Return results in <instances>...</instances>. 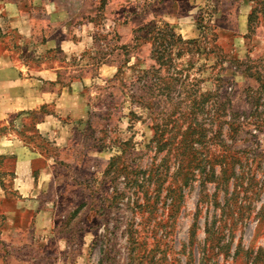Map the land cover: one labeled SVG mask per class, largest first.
I'll list each match as a JSON object with an SVG mask.
<instances>
[{
  "label": "rangeland",
  "instance_id": "obj_1",
  "mask_svg": "<svg viewBox=\"0 0 264 264\" xmlns=\"http://www.w3.org/2000/svg\"><path fill=\"white\" fill-rule=\"evenodd\" d=\"M33 2L1 34L0 262L264 264V0Z\"/></svg>",
  "mask_w": 264,
  "mask_h": 264
},
{
  "label": "crops",
  "instance_id": "obj_2",
  "mask_svg": "<svg viewBox=\"0 0 264 264\" xmlns=\"http://www.w3.org/2000/svg\"><path fill=\"white\" fill-rule=\"evenodd\" d=\"M33 0H0V42H1V34L3 33V24L7 20L8 17H17L19 19H15V21L12 23L15 27H23L26 28L29 24V28H31L32 23L29 22L30 18H27L29 16V10L32 8V5H37L36 2H33ZM44 3V4H43ZM41 0L40 5L47 6L46 2H43ZM31 11V10H30ZM26 18L28 19L29 23H26ZM23 20V24L19 25ZM10 23V24H11ZM17 25V26H16ZM19 25V26H18ZM243 26H246V22L244 21ZM10 57L9 55H6L3 48L0 46V93L1 92H9L11 90H15L18 92H22L25 90L24 87L26 86V81H24L21 78V70L20 68H17V66L10 64L9 62ZM26 98H19L14 99L13 104H6V99L1 97L0 94V119H4L5 116L8 113H13L15 111H19L21 109H24L26 107L21 105V101L25 100ZM31 106H28L27 108L30 109ZM31 161V160H30ZM26 160H19V168L18 170L23 171L26 167ZM27 165H30V162H27ZM31 172V171H30ZM32 180V174L31 173H25V176L19 175L17 182L18 184L21 181V185H30L33 186ZM26 189L29 186H25ZM24 188V186L22 187ZM3 264L4 262H0V264Z\"/></svg>",
  "mask_w": 264,
  "mask_h": 264
}]
</instances>
